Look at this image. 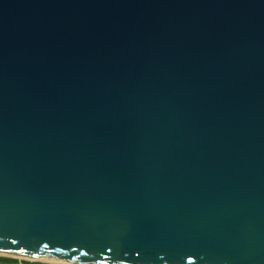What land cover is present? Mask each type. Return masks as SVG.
<instances>
[{"label":"water","instance_id":"95a60500","mask_svg":"<svg viewBox=\"0 0 264 264\" xmlns=\"http://www.w3.org/2000/svg\"><path fill=\"white\" fill-rule=\"evenodd\" d=\"M0 256L264 264V0H0Z\"/></svg>","mask_w":264,"mask_h":264},{"label":"rangeland","instance_id":"374dc122","mask_svg":"<svg viewBox=\"0 0 264 264\" xmlns=\"http://www.w3.org/2000/svg\"><path fill=\"white\" fill-rule=\"evenodd\" d=\"M1 258H8V257H2V256H0V263H2ZM21 260H22V259H21ZM23 261H24V262H23ZM2 264H5V263L3 262ZM6 264H21V263H20V262H19V263H16V262H14V263H10V262H8V263H6ZM22 264H48V263H43V262H38V261H27V260H22Z\"/></svg>","mask_w":264,"mask_h":264},{"label":"crops","instance_id":"0c3cea01","mask_svg":"<svg viewBox=\"0 0 264 264\" xmlns=\"http://www.w3.org/2000/svg\"><path fill=\"white\" fill-rule=\"evenodd\" d=\"M1 261H2V263L4 262L5 264L8 262H10V263H14V262L19 263L20 262L22 264V260L15 259V258H1ZM2 263H0V264H2Z\"/></svg>","mask_w":264,"mask_h":264}]
</instances>
